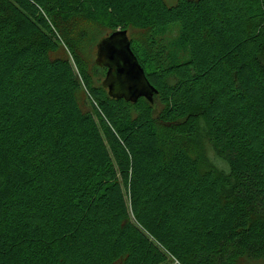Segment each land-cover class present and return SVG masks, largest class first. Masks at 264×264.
I'll return each mask as SVG.
<instances>
[{"label": "trees", "instance_id": "obj_1", "mask_svg": "<svg viewBox=\"0 0 264 264\" xmlns=\"http://www.w3.org/2000/svg\"><path fill=\"white\" fill-rule=\"evenodd\" d=\"M80 19L109 30L98 85L63 45ZM131 28L153 102L103 86ZM241 257L264 259V0H0V264Z\"/></svg>", "mask_w": 264, "mask_h": 264}, {"label": "water", "instance_id": "obj_2", "mask_svg": "<svg viewBox=\"0 0 264 264\" xmlns=\"http://www.w3.org/2000/svg\"><path fill=\"white\" fill-rule=\"evenodd\" d=\"M97 64L108 68L103 86L112 98L137 102L144 97L154 101L157 90L131 49L127 31L119 30L100 42Z\"/></svg>", "mask_w": 264, "mask_h": 264}, {"label": "rangeland", "instance_id": "obj_3", "mask_svg": "<svg viewBox=\"0 0 264 264\" xmlns=\"http://www.w3.org/2000/svg\"><path fill=\"white\" fill-rule=\"evenodd\" d=\"M168 2L175 3L176 0H168ZM108 34V29L102 28L94 23L81 19L76 20L70 25H66L63 28V45L67 48L66 44L68 43V39L70 40L76 52L79 54L84 65L86 66L87 71L90 73L92 78H94V81L97 83V85L101 84L105 77H97L98 74L94 70V64L97 54L96 46L98 41ZM149 34L150 32L148 31H141L133 28L128 31V35L133 41L143 44H146L148 42ZM64 38L66 41L64 40ZM80 98L83 108L85 110L91 109L89 104V100L91 101V99L87 94L85 88H83V91L80 93ZM155 108L157 115H159L162 109V103L159 98L156 99ZM211 157L217 164L221 165V162L216 157H214L213 153H211ZM174 264H177V262ZM238 264H264V259L251 260L246 257H241L238 258Z\"/></svg>", "mask_w": 264, "mask_h": 264}]
</instances>
